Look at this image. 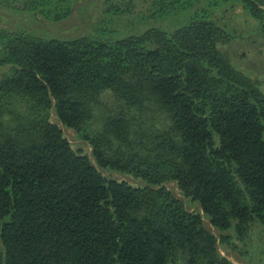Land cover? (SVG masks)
Returning <instances> with one entry per match:
<instances>
[{
  "label": "trees",
  "instance_id": "16d2710c",
  "mask_svg": "<svg viewBox=\"0 0 264 264\" xmlns=\"http://www.w3.org/2000/svg\"><path fill=\"white\" fill-rule=\"evenodd\" d=\"M117 3L74 37L0 30V264H235L220 246L264 229V92L220 50L214 13L242 3L264 37V0ZM0 8L74 13L71 0Z\"/></svg>",
  "mask_w": 264,
  "mask_h": 264
},
{
  "label": "rangeland",
  "instance_id": "374dc122",
  "mask_svg": "<svg viewBox=\"0 0 264 264\" xmlns=\"http://www.w3.org/2000/svg\"><path fill=\"white\" fill-rule=\"evenodd\" d=\"M123 0H115L117 4ZM74 13L68 20L60 23H52L40 16L15 13L11 8H0V30L16 31L17 29L40 30L45 34L60 37H74L88 27L105 19L107 16L108 0H71ZM134 16L147 12L146 6L141 2L133 3ZM214 19L228 34L229 41L220 45V50L232 63V65L248 75L264 92V37L261 24L248 14L242 3L220 7L214 13ZM124 21H128L125 17ZM123 24V23H121ZM8 72L7 67L0 65V78ZM56 121V119H54ZM65 137L71 142L73 149L85 155L91 156L90 146L80 138L73 129L62 127ZM106 177L125 181L134 187H143L144 183L131 175L121 174L107 170H101ZM168 188L174 195L183 201L189 211L200 212L197 203L185 198L176 183H170ZM206 228L213 234L220 236L208 218L204 217ZM233 246H220V253L235 264H264V229L254 227L249 237L238 240L234 233ZM236 246V247H235ZM173 264V263H172ZM182 264V262L178 263Z\"/></svg>",
  "mask_w": 264,
  "mask_h": 264
}]
</instances>
